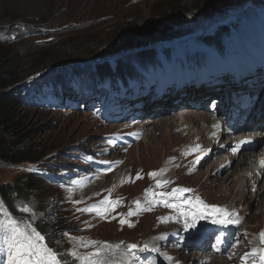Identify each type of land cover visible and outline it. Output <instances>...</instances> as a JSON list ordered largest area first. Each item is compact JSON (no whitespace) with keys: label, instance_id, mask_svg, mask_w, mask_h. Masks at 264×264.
Masks as SVG:
<instances>
[{"label":"rangeland","instance_id":"1","mask_svg":"<svg viewBox=\"0 0 264 264\" xmlns=\"http://www.w3.org/2000/svg\"><path fill=\"white\" fill-rule=\"evenodd\" d=\"M263 12L264 0H137L136 3L133 0H0V53L8 61H14L10 65H12L11 71L15 75L11 80L13 85L6 92L12 93L17 85L24 87L31 81L42 78V76L55 74L56 71L62 69H65V71L69 69L67 72H70L78 70V67L83 65L98 64L100 70L115 66V61H125L129 57L127 51L123 49V45L130 38L134 39L135 37L136 40L141 41L150 38L153 32L180 31L182 29L183 34L160 43L154 49L153 47H141L138 50L144 54L148 51L160 55L169 54L173 60L177 57L182 60L195 61L197 56L203 54L205 57L214 60L212 66L214 71L211 76L205 71L201 77H195L191 73L187 74L184 70L183 75H181L182 83H180L176 67L168 77V81H174V88L164 91L158 90L160 85L158 81H161V78L156 79L153 73L150 72L148 81L156 88L151 89L148 95H139L136 102L139 103L140 107L135 108L134 112L140 111V114L134 117L133 120H138V118L143 120L149 116L148 111H145L146 102H148L152 112L156 110L161 114L163 111L168 110L164 108L167 103L174 102L175 105H179L181 108L185 106L184 103L187 104L186 108H190V105L201 106L206 102L204 87H210L212 83L221 81V86L225 88L231 83V85L237 86V90L241 88L248 90V85L253 83L254 80L264 78L257 71L260 62L253 50L250 52L238 45V41L240 42L241 38L248 33L245 27L250 24L253 27L254 24H257ZM185 22H188L187 26L181 24ZM260 22L262 21L260 20ZM238 33L241 37L238 36ZM217 34L219 38L224 36L221 44L224 41L223 52H226V57L235 61L234 65L242 69L237 75L228 71L224 61L218 57L219 48H214V44L205 40L211 35L213 38ZM234 38L236 39L234 40ZM202 42H207L212 47H205ZM140 52L132 53L131 57L139 55ZM156 55L158 56V54ZM217 66L224 70L221 75L218 73ZM200 69L199 67L194 68L196 71H200ZM79 73L83 75L82 72ZM254 74L258 76L255 77ZM243 77L245 78L243 79ZM185 78L186 80H184ZM239 80H242L240 85H238ZM200 83H204V86L198 87ZM168 84L171 85V83ZM26 91L28 89L24 92ZM186 91H190L192 99H188L187 95H182L178 101H173L171 93L181 95ZM25 94L23 95L24 100L30 101L32 93L29 96ZM106 96V92L102 93L95 108H101L103 107L101 106L103 101L106 103L109 101V98L106 100ZM84 97L83 94H76V108L66 106V112L46 110L47 112L42 113L34 111V109L24 104H22L23 106L18 104L16 108L18 113L21 114L22 122V128L18 135L30 137V140L35 142L38 150L43 154L42 158L36 163H44V168L64 169V173H61V176H63H60L61 179L55 178L57 183L51 185V188L50 186L42 187L47 196L48 205L46 207L49 208L41 217L47 222L49 230H53L52 239L58 245L55 248L56 253L61 255L67 264H80L71 255L73 248L82 256H85L83 251H87V248L82 251V246H79L82 241L77 237H80L83 233L80 224L92 225L96 222L97 228L86 234L83 242H97L98 246L120 244L124 248L127 244H133L132 241H136L140 236L137 243H135L136 245L172 246V243L169 242V238H173L172 232L169 235L164 234V227L168 221L162 210L145 214L148 216L141 221L143 223L147 221L148 223L146 226L145 224L142 225L137 233L131 235L134 236L133 239L124 234L129 229L126 223L122 225V229H119V231L117 226L121 219H127L128 209L134 206L136 198L140 197V203L148 202V199L141 198V185L155 189L157 194L169 190V186L156 187L157 180L164 182V179L159 176V171L164 165L165 157L172 153L177 145L182 142V139L173 133V129L168 127V124L174 122L175 127L181 126L182 123L175 120L179 116H188L186 113L183 115L180 113L186 111L183 109L182 111L181 108L177 110L173 108L171 116L175 118L169 119L170 122L166 121L160 127L155 128V125L160 123L152 124L143 140L138 138V145L129 141V135L137 126H115V130L111 132L112 127L110 125L101 123L100 111L97 112L100 109L91 112L88 106L91 100L83 103ZM94 97L96 96L94 95L92 98ZM68 98L71 99L70 96ZM130 98L131 91L128 90L121 100L122 114H119V117L127 115ZM114 99L113 101L117 104L118 102ZM124 102L126 108H123ZM83 104H86L85 107ZM201 113L195 116H200ZM129 119L130 117L127 120ZM192 125L191 123L185 124V128L191 133L190 140L186 142V148L189 151L196 150L191 159L199 155L204 146L202 145L201 136L197 133L198 127L193 126L192 128ZM115 132L123 140L122 145L118 151L110 145L106 146L110 152L102 153V156L107 161H119L121 164L125 162L122 166L125 169H127V165H130L127 171L119 176L107 177L104 184L94 190L79 188L76 193L64 188L63 182L68 181L76 184L80 182L81 177L85 178L89 175L87 173L82 174L81 169L76 171V169L83 166L88 167L82 157L86 155L90 158L98 156L99 153L96 152L103 147L104 137ZM148 134L150 135L147 136ZM214 137L216 135L209 136V139ZM195 145L197 147H194ZM48 157L52 158L46 160ZM133 165L138 166V168L133 169ZM128 172L129 179L115 185L116 181H119ZM138 172L142 179L133 182V177ZM152 172L158 173L156 178H150L149 173ZM171 172L175 174V164L166 171L170 176H174V174L171 175ZM22 173L23 170L12 169L1 164L0 187L15 182L21 177ZM206 174V170L203 169L198 176L182 177L177 184L180 187L186 186L191 191L200 188L205 196L212 198L213 203L222 202L224 208L234 212L235 202L244 200L242 192L247 185L245 179L239 185L238 183L235 184L232 191H229L230 189L226 187L223 188L224 191H219L215 190V184L205 183L207 181ZM234 178L238 180L242 176L237 173ZM111 187L115 188L111 194L107 193L106 198L97 200L99 197L97 195L101 191H110ZM89 189L92 191L90 193L86 192ZM237 190H241V193H237ZM86 196L90 197L87 199L89 201H97L89 204H77L79 201H84ZM253 197H255V194L252 191L247 197L245 208H249L255 200ZM106 199L120 201L114 211L108 209L107 213H110L111 216L108 221L96 218L87 222H82L76 218L70 221L68 218L61 217L64 209H71L75 206L79 209H85L91 207V204L98 206ZM25 207L33 212V206ZM94 211L104 212V208L96 207ZM94 211L90 213L86 211L88 214L84 218H90ZM239 211H242V209H239ZM26 213L28 214V212ZM63 214L67 213L64 212ZM33 216H35L34 220L37 221L36 213ZM252 216L254 217H252V221H249L250 217L248 219V225L252 230L243 231L245 246L240 245L238 249L232 252L231 261L225 259V254H223L218 256L216 262L243 264L241 260L243 254L249 253L253 247H264V244L260 242L259 235L264 232V202L258 209L253 210ZM41 217H39L40 220ZM160 218H163L164 222H161ZM70 223L73 225L71 228ZM25 225L20 223L21 227ZM161 236L166 239H156ZM209 236V232H206L202 237L206 240ZM216 236H218V233L214 235V239ZM4 239V235L0 233V263H3L2 260L7 258V246ZM114 240L117 241L111 242ZM235 241H237L236 237H233L228 243ZM39 243L41 247L44 246L41 242ZM92 248V246L88 247V249ZM210 256V253L206 254L205 258L209 259ZM202 260L198 264H203ZM3 264H6V262L4 261ZM35 264H47V261L39 260ZM251 264H253L252 260Z\"/></svg>","mask_w":264,"mask_h":264},{"label":"bare ground","instance_id":"2","mask_svg":"<svg viewBox=\"0 0 264 264\" xmlns=\"http://www.w3.org/2000/svg\"><path fill=\"white\" fill-rule=\"evenodd\" d=\"M134 3H136L137 0H133ZM253 1V0H252ZM188 20V19H186ZM260 20L262 22H260ZM257 24H254L252 27V24L247 25L245 29L248 31L246 35H244L241 38L242 43L246 47H252L253 50L258 53L259 55L264 56V18L260 19ZM239 37L241 35L239 34ZM256 91H252L251 95L255 97ZM219 95V93H218ZM180 99V97L178 98ZM172 103H167L164 108L171 107ZM175 110L180 109L179 105H175L173 107ZM188 109V108H187ZM183 109L186 112H180L182 115L186 113L188 116H182L177 117L176 122L186 124L191 123L192 128L193 126L198 127L197 133L202 138V145H204L205 149H211L207 159L205 158H196L194 160H190V153H194L193 151H189L187 146V141L191 138L190 131H187L185 126L175 127L174 122L169 123L168 127L173 129V133L178 135L182 142L177 145V147L172 151V153L165 157V162L163 167L160 169L163 170V175H159L164 181H168L170 186V193L172 192L173 188L175 187V183L180 182L182 177H190V176H198V174H201L202 170L205 169L207 174V181L205 183H213L216 185L215 190L224 191L223 188H229V191H232L233 186L235 184L240 182H243L244 176L246 173H248L247 176H249V173H252L253 175L249 176L247 179V186L246 189L242 192L244 200L236 201V207L239 209H242V211L236 212L235 216L232 217L233 220H238L239 224L236 223H226V224H212L211 218L201 220L197 223V226L195 228L185 229L184 228V219L180 217L179 213L174 211L173 209L169 213L173 219L171 221H168L166 226L164 227V234L169 235L171 232L179 236L178 238H169V242L172 243L173 249L176 251L175 253L180 255V258L182 261L187 262L188 264H198L203 256L208 253L207 245L204 241L199 240L195 242H190L191 239H194L199 236L201 232L204 231H213V232H221L222 235H227L230 237L238 235V244L241 246H245L244 243V235L241 231L244 230H252L250 226L248 225V219L249 221L253 220V210L255 208H259L262 203L264 202V159L261 161V167L258 165L257 160L264 156L263 153L260 155L252 154L250 151H254L256 148L259 147V145L262 142L261 138H256L252 140V145H250L247 149H244L242 146L244 143V139L240 142V144H235L236 141L231 139L230 137L223 134L221 136H217L214 139H209V136L214 135V129H213V120L210 115L208 114H202L201 112H197L193 109ZM182 110V111H183ZM167 111V112H166ZM181 111V110H180ZM165 113L160 114L157 113L156 120L153 124L160 123L159 125H155L156 127H160V125H163L164 122L168 121L170 122L171 118H175L171 116L172 114V108H168V110L164 111ZM194 112V114H193ZM201 113L200 116H195L196 114ZM191 114V115H189ZM169 115V116H168ZM259 117H257L258 119ZM145 128V125H141ZM146 129V128H145ZM149 129L147 128L146 131ZM237 131L243 132L242 128L237 127ZM148 134L147 136H149ZM193 140V139H192ZM226 144V145H224ZM224 145V146H223ZM255 158V161L253 160ZM117 164V165H116ZM116 164L112 165V167L105 171L104 175H99L97 178L96 184L92 186H88V188L94 190L96 188H100L102 184H104L105 179L114 174L116 176H119L126 172L127 169L130 167V165H127V169L124 167H121V163L117 162ZM125 164L122 163V166ZM176 165V172L175 174L171 172V175L174 174V176H170L166 173L167 170L171 169L173 165ZM208 166V167H206ZM133 165V169H137ZM260 167V168H259ZM77 170H80L78 168ZM112 171V172H111ZM82 174H89L90 171L83 167L81 169ZM109 172V173H108ZM257 172H259V176L257 175ZM238 173V175H241L242 178L236 179L234 178L235 175ZM130 177L129 172L126 173L122 178V180H128ZM223 179V180H222ZM209 183V184H210ZM88 190L87 192L90 193L92 190ZM146 190H150L146 193ZM255 194V197H253L255 200L251 203L249 208H245V204L247 202V197L251 194V192ZM105 191H101L99 194H104ZM237 193H241V190H237ZM156 191L153 188H149L145 185H141V196L146 199H158L160 200V197H157ZM224 194V193H223ZM203 197V202L205 204H212L215 206H218L222 209H226L222 206V202H215L213 203V200L210 196H205L204 193L200 190H195L194 193H185L182 197H167V201L172 204H181L185 200L191 202V204L195 205L197 202V197ZM252 198V200H253ZM89 199L88 196L84 198V201ZM255 204V205H254ZM254 205V207H253ZM185 210L187 211H194V209L190 208L188 204L184 205ZM244 209V210H243ZM227 210V209H226ZM228 211V210H227ZM229 212V211H228ZM230 213V212H229ZM253 217V218H252ZM147 221H144L142 225L147 224ZM209 223V224H208ZM141 225V226H142ZM245 225V227H243ZM133 233H128V235H132ZM218 240L216 239V247L218 248L219 244ZM117 245V244H114ZM79 246H82L79 244ZM222 246H225L220 252H215L212 258L209 259L208 264H225L224 262L218 263L216 262V256L219 254L225 253L228 250H231L233 248L231 243H224ZM164 247L162 245L155 250V252H146L140 259V262H143L144 264H157L158 258L161 257L162 250ZM123 251L122 247L121 249L115 250L114 254L108 259L111 260H117L119 258V253Z\"/></svg>","mask_w":264,"mask_h":264},{"label":"snow or ice","instance_id":"3","mask_svg":"<svg viewBox=\"0 0 264 264\" xmlns=\"http://www.w3.org/2000/svg\"><path fill=\"white\" fill-rule=\"evenodd\" d=\"M245 142L247 141H242V143ZM89 159L91 158L89 157ZM157 175V172L149 173L150 178H156ZM159 175H163V170H161ZM136 178L142 179L139 173L137 174ZM167 183L169 182L157 181L156 187L160 188L162 186H166ZM149 191L150 190H146V193ZM190 191L191 189L188 188H174L171 193L160 192L158 195L161 199L159 201L152 200L149 203V206L142 210L151 211L157 203H163L164 206L179 213L180 217L184 219L185 229L195 228L199 221L208 218H211L212 224H239L238 220L232 219V217L236 215L235 213H229L226 209H222L215 205H207L203 201H200L199 198H197L195 205L186 200L183 203L177 205L169 203L165 199V197H182L185 193ZM135 203L139 208L140 202L136 201ZM119 204V200L113 201L111 199H106L98 206L80 209V211L92 212L96 207L104 208V212L98 211L96 213L98 216H100V218L103 219L106 218V213L109 208L114 211L115 207ZM185 204H188L190 208L194 209V211L185 210ZM22 211L29 212L31 210L25 207L22 208ZM136 214L137 212L131 210L127 213L129 217ZM160 219L161 222H164L163 218ZM126 222L127 221L124 219L120 220L122 225ZM133 226L134 225L129 223V227ZM0 233L4 235V243L7 246V264H35V262L39 260H46L47 264H60L57 254L52 249L48 248L46 245L43 247L40 246L39 242L43 241L44 237L31 225H25L24 227H21L20 223L15 220L7 211L2 201H0ZM259 235L261 244H264V232H261ZM156 239L164 240L166 238L161 236L157 237ZM81 244L84 247L91 245L95 251L86 256H82L76 250H73L71 255L74 259L79 261L80 264H136V262L139 260V252L152 250L148 244H144L143 246L128 244L126 250H123L119 253V258L117 260H111L108 259V257L112 256L115 250L121 249L122 246L120 244H104L103 246H98L97 242H81ZM249 259L253 261V264H264V247H253L249 253H245L244 256L241 257L243 264H247Z\"/></svg>","mask_w":264,"mask_h":264},{"label":"trees","instance_id":"4","mask_svg":"<svg viewBox=\"0 0 264 264\" xmlns=\"http://www.w3.org/2000/svg\"><path fill=\"white\" fill-rule=\"evenodd\" d=\"M217 35L207 40L213 44L219 43V40H214ZM151 55L152 53L141 57L147 59ZM12 62L14 63L13 60L8 61L0 53V163L8 165L34 163L40 160L43 154L38 150L35 142L30 140V137L18 135L22 128L21 114L16 109L17 105L20 104V90L12 91V93L6 92L13 85L11 80L15 76L11 71L12 65L10 63ZM130 66L131 62L126 63L119 68V73L124 75ZM107 72L108 70L103 71L102 76H105ZM107 78L110 76L108 75ZM47 185L46 181L37 176H21L13 183L1 186L0 197L4 200V204L11 215H19L20 211L16 208L19 201H27L34 194L38 196L41 204L47 201L42 189L43 186ZM37 228L43 235L48 233L47 225L39 224Z\"/></svg>","mask_w":264,"mask_h":264},{"label":"water","instance_id":"5","mask_svg":"<svg viewBox=\"0 0 264 264\" xmlns=\"http://www.w3.org/2000/svg\"><path fill=\"white\" fill-rule=\"evenodd\" d=\"M182 25H188V22L185 23H181ZM185 26V27H186ZM183 30L181 29L176 30V31H167V32H160V33H156L153 32L151 33L150 38L148 39H143V40H136L135 37L134 39L130 38L129 40H127L125 42V45H123V49H125V51H127L128 55H131L134 52H140V50H138V48L141 47H153V49L155 47H157L158 45H160V43L164 42V41H168L170 39L176 38L178 37L180 34H183ZM140 54H144L141 53Z\"/></svg>","mask_w":264,"mask_h":264}]
</instances>
